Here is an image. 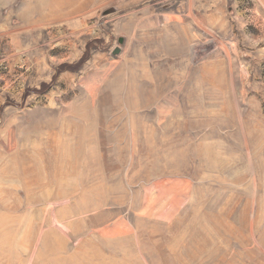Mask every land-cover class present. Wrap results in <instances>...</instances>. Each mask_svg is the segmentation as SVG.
<instances>
[{
	"label": "rangeland",
	"instance_id": "1",
	"mask_svg": "<svg viewBox=\"0 0 264 264\" xmlns=\"http://www.w3.org/2000/svg\"><path fill=\"white\" fill-rule=\"evenodd\" d=\"M0 264H264V0H0Z\"/></svg>",
	"mask_w": 264,
	"mask_h": 264
},
{
	"label": "water",
	"instance_id": "2",
	"mask_svg": "<svg viewBox=\"0 0 264 264\" xmlns=\"http://www.w3.org/2000/svg\"><path fill=\"white\" fill-rule=\"evenodd\" d=\"M120 42H121V43H123V42H124V39H123V38H121V39H120Z\"/></svg>",
	"mask_w": 264,
	"mask_h": 264
}]
</instances>
